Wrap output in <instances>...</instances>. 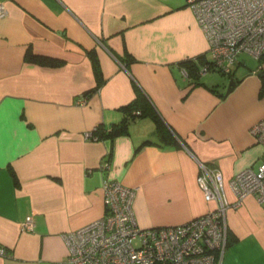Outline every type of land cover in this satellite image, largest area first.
Listing matches in <instances>:
<instances>
[{
    "label": "crops",
    "instance_id": "1",
    "mask_svg": "<svg viewBox=\"0 0 264 264\" xmlns=\"http://www.w3.org/2000/svg\"><path fill=\"white\" fill-rule=\"evenodd\" d=\"M1 1L0 264H70L62 236L104 214L105 178L136 188L141 228L216 209L198 184V161L220 171L229 202L233 241L216 264H264V203L247 195L235 205L228 184L264 161L250 132L264 117L260 73L246 74L238 61L226 75L236 81L226 96L227 83L205 79L210 71L194 84L179 63L209 53L186 0ZM27 52L60 63L30 61ZM138 95L176 143L159 138L150 115L133 116L125 133L87 137L121 120ZM27 215L30 231L21 228Z\"/></svg>",
    "mask_w": 264,
    "mask_h": 264
},
{
    "label": "built area",
    "instance_id": "2",
    "mask_svg": "<svg viewBox=\"0 0 264 264\" xmlns=\"http://www.w3.org/2000/svg\"><path fill=\"white\" fill-rule=\"evenodd\" d=\"M186 2L208 44L210 63L202 66L201 73L219 71L228 75L239 55L257 60L264 55V0ZM5 14L6 7L0 0V17ZM77 101L85 100L81 96ZM250 132L264 149V117ZM198 165V184L207 201H216V209L184 224L141 228L132 208L136 188L105 178L101 185L104 214L62 236L67 261L70 264H216L227 245L225 209L229 202L220 171L200 161ZM105 166L102 163L101 168ZM228 184L236 197L235 205L247 195L264 203V161L256 169L237 171ZM33 227V218L27 215L21 228L30 231ZM4 254L0 249V255Z\"/></svg>",
    "mask_w": 264,
    "mask_h": 264
},
{
    "label": "trees",
    "instance_id": "3",
    "mask_svg": "<svg viewBox=\"0 0 264 264\" xmlns=\"http://www.w3.org/2000/svg\"><path fill=\"white\" fill-rule=\"evenodd\" d=\"M26 55L25 56H26L27 60L35 61V62H38L40 64L56 65V64L60 63L58 60H54V59L48 58V57L36 56V55H33L31 53H28V52L26 53ZM89 55L91 56V59H92L93 71L95 73V76L97 77V85H98L100 80H101L98 77L99 71H100L99 64H98L97 58H96L93 51H90ZM263 56L260 59H262ZM206 63L207 64L210 63L208 59H206L203 56H198L195 58L185 59V60L181 61L179 63V65L183 66L184 70L186 71V74H188V76H191V78H193L192 82L194 84H199L201 82L200 81L201 68ZM217 72H219V71H217ZM232 72H230V74H228V76H230L231 78H232ZM259 72H260V75L262 76V79L264 81V71H262V69L260 68ZM219 73H221V72H219ZM221 74L225 75L223 73H221ZM263 86H264V82H263ZM94 90H95V87L91 88V89H87L83 93V95L86 96L88 93H90ZM122 110L127 114L121 120H119L118 122L111 123L109 125V127H104V125H102V124L95 126L94 129L92 130V133L90 134L91 138H94V137L101 138L105 135L112 137V136H115V135H118L121 133H125L127 131V126H128L129 120L131 118H133V116L150 115L151 118L155 121L156 132H157L159 138L161 140H164L165 143H172V144L176 143L174 136L168 130L165 129L161 120L158 118L156 113L153 111L152 107L148 103L145 102V98H142V95H138L135 98V100H133L131 103L122 107ZM232 241L233 240L230 239V236L228 234L226 247Z\"/></svg>",
    "mask_w": 264,
    "mask_h": 264
},
{
    "label": "rangeland",
    "instance_id": "4",
    "mask_svg": "<svg viewBox=\"0 0 264 264\" xmlns=\"http://www.w3.org/2000/svg\"><path fill=\"white\" fill-rule=\"evenodd\" d=\"M238 61L241 62V63H240V67L243 68V69L245 70V73H246V74H248V73L251 74V73H252L251 70H254V71L257 70V72L260 71V70H259L260 66L264 64V56H263L262 59L257 60V59H255V58H252V57L248 56V55L241 54V55H239V57H238ZM241 68H240V69H241ZM236 70H237V68H236ZM234 72H235V71H234ZM259 73H260V72H259ZM259 73H258V74H259ZM239 75H240V74L236 75L235 77H238ZM259 75H260V74H259ZM213 78H215V79H217V80H221V81L225 82V84L227 83L226 89H227L228 84H229L230 79H231V78H228V76H226V75L223 76V75H221V74H219L218 72H215V71H210V72H208V73L206 74L205 79H206L207 81H208V79H212V80H213ZM263 95H264V94H263Z\"/></svg>",
    "mask_w": 264,
    "mask_h": 264
},
{
    "label": "water",
    "instance_id": "5",
    "mask_svg": "<svg viewBox=\"0 0 264 264\" xmlns=\"http://www.w3.org/2000/svg\"><path fill=\"white\" fill-rule=\"evenodd\" d=\"M236 85V81H234L233 79L230 80L229 84H228V87H227V90L224 94V96H226L231 90H233V88L235 87Z\"/></svg>",
    "mask_w": 264,
    "mask_h": 264
}]
</instances>
